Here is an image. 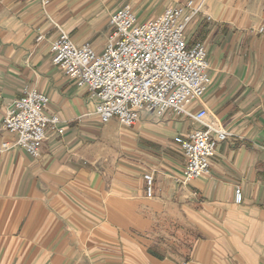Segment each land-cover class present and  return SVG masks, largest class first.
Wrapping results in <instances>:
<instances>
[{"label": "crops", "instance_id": "1", "mask_svg": "<svg viewBox=\"0 0 264 264\" xmlns=\"http://www.w3.org/2000/svg\"><path fill=\"white\" fill-rule=\"evenodd\" d=\"M188 1L0 0V264H264V0H192L185 41L205 45L210 80L188 109L229 136L188 183L174 139L203 125L145 111L131 127L101 122L51 61L60 31L100 52L121 6L144 22ZM25 87L63 129L36 158L1 124Z\"/></svg>", "mask_w": 264, "mask_h": 264}, {"label": "built area", "instance_id": "2", "mask_svg": "<svg viewBox=\"0 0 264 264\" xmlns=\"http://www.w3.org/2000/svg\"><path fill=\"white\" fill-rule=\"evenodd\" d=\"M197 12L190 0L141 22L132 7L125 4L111 14L110 30L100 52L89 40L74 43L64 31L50 43L52 63L88 90L101 122L116 118L123 126L131 127L141 112H152L157 117L172 112L204 126L174 139L185 158L184 183L210 173V158L218 142L229 136L225 130L204 122V109L194 113L188 109L191 102L202 98L210 80L205 45L197 41L188 47L185 41V28ZM48 101L46 94L25 87L1 122L3 129L16 136L13 145L34 158L39 156L48 131H63L58 127V116L45 113ZM143 179L145 194L151 197L153 176L143 174ZM234 200L241 201L239 188Z\"/></svg>", "mask_w": 264, "mask_h": 264}]
</instances>
